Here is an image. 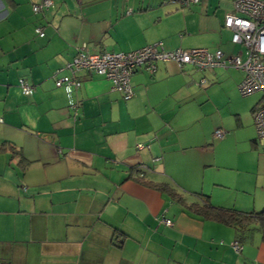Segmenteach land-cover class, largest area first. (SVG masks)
Returning <instances> with one entry per match:
<instances>
[{"label": "crops", "instance_id": "0c3cea01", "mask_svg": "<svg viewBox=\"0 0 264 264\" xmlns=\"http://www.w3.org/2000/svg\"><path fill=\"white\" fill-rule=\"evenodd\" d=\"M37 1L0 0V264H264L256 227L239 234L147 184H166L187 206L202 193L234 209L205 178L213 150L199 107V87L231 68L157 63L131 75L129 100L82 72L74 110L53 81L80 48L222 51L234 0H53L34 14Z\"/></svg>", "mask_w": 264, "mask_h": 264}, {"label": "built area", "instance_id": "2783aa9c", "mask_svg": "<svg viewBox=\"0 0 264 264\" xmlns=\"http://www.w3.org/2000/svg\"><path fill=\"white\" fill-rule=\"evenodd\" d=\"M199 0H184V4H196ZM53 0H38L32 4V12L48 10ZM223 28L230 31L231 43L244 48V52L235 56H225L222 51L209 52L205 49L166 50L162 43L145 46L130 52L89 53L84 48L77 50L76 56L66 65L68 74L54 77V86L63 89L70 109H77L74 93L82 84L81 73L92 75L109 81L111 90L121 94L124 100L133 96L130 85L131 75L144 69L149 73L156 70L157 63L174 62L179 68L190 66L198 71L213 68H232L243 72L244 78L238 90L242 96L262 93V102L253 109V124L257 140L264 141V0H234L232 12L225 15ZM35 33L43 37L41 28ZM205 81L200 80V84ZM23 95L33 93L32 86L24 81L19 82ZM1 122V120H0ZM224 132L216 130L213 137L221 139ZM137 148H142L137 145ZM161 223L170 226L171 221L162 219ZM231 249L240 253L242 246L234 240Z\"/></svg>", "mask_w": 264, "mask_h": 264}, {"label": "rangeland", "instance_id": "374dc122", "mask_svg": "<svg viewBox=\"0 0 264 264\" xmlns=\"http://www.w3.org/2000/svg\"><path fill=\"white\" fill-rule=\"evenodd\" d=\"M220 49L228 55L243 51L230 42ZM243 78L242 72L231 68L199 87L207 93L199 104L204 145L213 150L205 155L209 166L205 178L211 174L216 179L220 186L214 192L227 198L228 207L258 212L264 210V141L256 138L252 110L261 104L262 93L242 96L238 87ZM216 130L224 132L222 139L213 137Z\"/></svg>", "mask_w": 264, "mask_h": 264}, {"label": "trees", "instance_id": "16d2710c", "mask_svg": "<svg viewBox=\"0 0 264 264\" xmlns=\"http://www.w3.org/2000/svg\"><path fill=\"white\" fill-rule=\"evenodd\" d=\"M147 184L158 191L165 192L173 201L186 206L194 215L208 221L219 223L228 228H234L239 234H244L246 231L251 230V227H256L260 232L261 241L264 243V210L258 212L239 211L236 209L216 207L211 204L209 197L202 193L196 194L199 198V202L187 206L184 203L182 196L177 194L166 184H156L151 182Z\"/></svg>", "mask_w": 264, "mask_h": 264}]
</instances>
